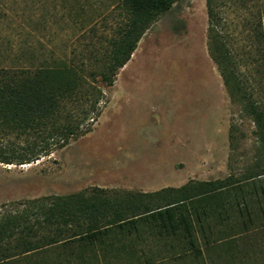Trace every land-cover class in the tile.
I'll list each match as a JSON object with an SVG mask.
<instances>
[{"label": "rangeland", "instance_id": "374dc122", "mask_svg": "<svg viewBox=\"0 0 264 264\" xmlns=\"http://www.w3.org/2000/svg\"><path fill=\"white\" fill-rule=\"evenodd\" d=\"M121 1L0 0V68H52L73 56L91 66ZM207 1L177 0L158 18L114 85L100 84L99 114L83 135L34 163H0V219L44 197L237 181L264 166L256 124L210 55ZM218 16L240 80L264 106V0H220Z\"/></svg>", "mask_w": 264, "mask_h": 264}, {"label": "trees", "instance_id": "16d2710c", "mask_svg": "<svg viewBox=\"0 0 264 264\" xmlns=\"http://www.w3.org/2000/svg\"><path fill=\"white\" fill-rule=\"evenodd\" d=\"M176 1L122 0L111 13L117 20L109 46L89 67L73 56L69 65L52 68H0V163H34L83 135V124L99 114L100 84L114 85L142 37ZM219 1H207L210 55L253 118L264 157V106L247 93L218 29ZM255 170L243 180L189 182L151 193L94 188L31 200L0 219V264H139L145 247L198 248V235L209 244L213 234L249 232L257 215L253 196H264V166Z\"/></svg>", "mask_w": 264, "mask_h": 264}, {"label": "crops", "instance_id": "0c3cea01", "mask_svg": "<svg viewBox=\"0 0 264 264\" xmlns=\"http://www.w3.org/2000/svg\"><path fill=\"white\" fill-rule=\"evenodd\" d=\"M253 189L262 192L261 186ZM253 199L257 215L251 231L213 234L209 244L198 235V248L145 247L138 252L139 264H264V196L254 195Z\"/></svg>", "mask_w": 264, "mask_h": 264}]
</instances>
